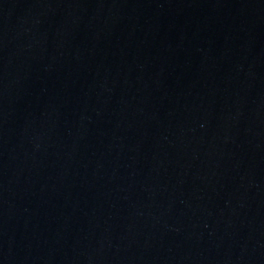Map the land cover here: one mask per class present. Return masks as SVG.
<instances>
[{
  "label": "water",
  "instance_id": "1",
  "mask_svg": "<svg viewBox=\"0 0 264 264\" xmlns=\"http://www.w3.org/2000/svg\"><path fill=\"white\" fill-rule=\"evenodd\" d=\"M0 264H264V0H0Z\"/></svg>",
  "mask_w": 264,
  "mask_h": 264
}]
</instances>
